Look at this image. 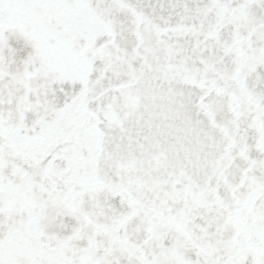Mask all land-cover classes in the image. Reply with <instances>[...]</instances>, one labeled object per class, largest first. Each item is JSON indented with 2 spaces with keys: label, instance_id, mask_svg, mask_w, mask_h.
<instances>
[{
  "label": "snow or ice",
  "instance_id": "obj_1",
  "mask_svg": "<svg viewBox=\"0 0 264 264\" xmlns=\"http://www.w3.org/2000/svg\"><path fill=\"white\" fill-rule=\"evenodd\" d=\"M0 264H264V0H0Z\"/></svg>",
  "mask_w": 264,
  "mask_h": 264
}]
</instances>
